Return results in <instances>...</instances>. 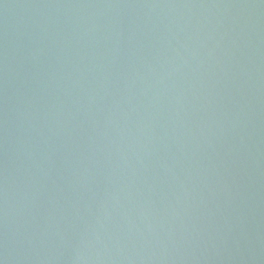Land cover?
Masks as SVG:
<instances>
[{"label": "water", "instance_id": "1", "mask_svg": "<svg viewBox=\"0 0 264 264\" xmlns=\"http://www.w3.org/2000/svg\"><path fill=\"white\" fill-rule=\"evenodd\" d=\"M0 264H264V0H0Z\"/></svg>", "mask_w": 264, "mask_h": 264}]
</instances>
